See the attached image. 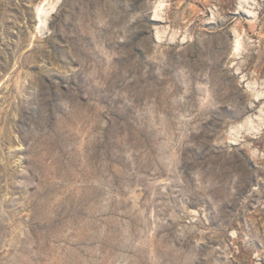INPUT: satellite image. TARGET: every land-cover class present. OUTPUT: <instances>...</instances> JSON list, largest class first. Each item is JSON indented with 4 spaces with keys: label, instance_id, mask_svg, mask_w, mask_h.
<instances>
[{
    "label": "rangeland",
    "instance_id": "obj_1",
    "mask_svg": "<svg viewBox=\"0 0 264 264\" xmlns=\"http://www.w3.org/2000/svg\"><path fill=\"white\" fill-rule=\"evenodd\" d=\"M0 264H264V0H0Z\"/></svg>",
    "mask_w": 264,
    "mask_h": 264
}]
</instances>
